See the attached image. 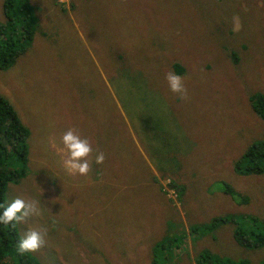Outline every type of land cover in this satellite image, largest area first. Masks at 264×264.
<instances>
[{"label":"rangeland","instance_id":"374dc122","mask_svg":"<svg viewBox=\"0 0 264 264\" xmlns=\"http://www.w3.org/2000/svg\"><path fill=\"white\" fill-rule=\"evenodd\" d=\"M28 1L33 38L0 68V93L30 130L26 174L4 199L24 254L38 264H196L205 254L264 264V243L235 237H264V170H234L264 141L250 104L264 95V0ZM122 113L144 115L145 158L112 148L111 127L127 132ZM214 217L234 222L210 227Z\"/></svg>","mask_w":264,"mask_h":264},{"label":"trees","instance_id":"16d2710c","mask_svg":"<svg viewBox=\"0 0 264 264\" xmlns=\"http://www.w3.org/2000/svg\"><path fill=\"white\" fill-rule=\"evenodd\" d=\"M32 8V3L28 0L3 1V21L0 22V68L10 67L16 58L27 49L28 43L33 38L36 19ZM250 104L255 113L264 120V95L250 96ZM118 125L111 127L112 148L114 149V145L120 143L125 146L130 144L135 150L133 157L141 155L132 141L128 126L123 123L127 132L126 135H122L118 133ZM110 134L111 130L107 134V140L110 138ZM29 135V128L22 123L10 101L0 93V264H38L28 258L24 251L18 247L21 237L17 228V215L15 211L4 204L8 182L17 181L26 174ZM94 137L98 139L99 136L94 135ZM88 146L93 147L90 138ZM93 149H99L98 145ZM241 156L234 163L235 171L244 174L262 172L264 169L260 161L264 158V141L251 144ZM172 185L175 186L173 183ZM224 187V191L232 192L226 184ZM229 221L234 222V219L214 217L210 227ZM235 237L242 246H259L264 243V237L258 235L250 237L238 228L235 230ZM194 261L196 264H249L247 260L219 259L206 254L196 255ZM152 264H155V261Z\"/></svg>","mask_w":264,"mask_h":264},{"label":"crops","instance_id":"0c3cea01","mask_svg":"<svg viewBox=\"0 0 264 264\" xmlns=\"http://www.w3.org/2000/svg\"><path fill=\"white\" fill-rule=\"evenodd\" d=\"M113 95H114V97H116V98L119 99L118 94L116 93L115 90L113 91ZM119 102H121L120 99H119ZM122 116H123V120H124L125 117H126V122L124 121V123L128 126V129H129V132H130V135H131V138H132V141H133L134 145H135V146L137 147V149L141 152L142 157L145 158L146 155H148V152L145 151V150H143L142 148H139L138 145H141V146L146 145L145 141L142 140V139L140 138V134H142V133H144L145 131H147V130L149 129V126H148V124L140 125V126L136 125V120H137V118H139L140 120H142V119H144V115L141 114V115H135V116H132V114L130 115V113H129V118H128L127 115H126L125 113H124V114L122 113ZM154 124H155V127H157V122H156V120H154ZM133 136L136 137V138L138 139V143H139V144H137V143L135 142ZM77 165H78V164H77ZM80 167H82V166H80ZM155 168H156V165H155L154 163H150V169H151V171H153V172H157ZM166 173H167V172H166ZM156 174H157V173H156ZM156 174H154V175H156ZM177 175H178L177 173H174V174H171V175H167L166 177L170 178V176H177ZM166 177H165V178H166Z\"/></svg>","mask_w":264,"mask_h":264}]
</instances>
